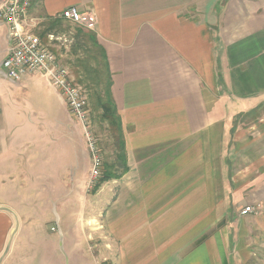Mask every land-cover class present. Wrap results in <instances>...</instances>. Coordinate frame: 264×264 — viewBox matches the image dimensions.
<instances>
[{
  "label": "crops",
  "instance_id": "crops-1",
  "mask_svg": "<svg viewBox=\"0 0 264 264\" xmlns=\"http://www.w3.org/2000/svg\"><path fill=\"white\" fill-rule=\"evenodd\" d=\"M70 7L96 16L128 165L82 216L88 264H264V0H33L31 15ZM11 48L0 18V194L12 197L18 166L51 143H67L63 163L68 147L91 157L46 78L9 79Z\"/></svg>",
  "mask_w": 264,
  "mask_h": 264
},
{
  "label": "rangeland",
  "instance_id": "rangeland-1",
  "mask_svg": "<svg viewBox=\"0 0 264 264\" xmlns=\"http://www.w3.org/2000/svg\"><path fill=\"white\" fill-rule=\"evenodd\" d=\"M64 21L63 32L54 35V40L48 39V44L57 58V63L69 73L75 84L71 64L74 57L70 56L73 37L77 28L86 32L93 31ZM79 87L84 93L85 104L99 141L105 168L106 164H112L115 160L110 129L100 121L98 114L92 111L86 90ZM263 105L264 103L257 107L259 110L257 116L260 118H264ZM251 121L253 120L250 119L248 122ZM84 139L85 148L88 150L87 140ZM61 142L59 144L56 141L51 143L50 148L45 147L41 158H36L31 167L29 164L25 165L26 160L25 164L18 166L17 196L11 197L7 188L0 194L1 208L4 209L0 212L7 214L11 219L3 221L0 239V259L5 257L8 264L9 261L24 264L22 260L24 256H28L26 259L29 264H88L92 260V248L82 233V226H85L82 216L87 217L90 214L89 202L94 190L87 187V182L86 186L84 185L85 175L89 169L91 172V167L88 164L83 165L81 161L76 162L77 151L70 147L67 148L65 162L63 163V159L60 161L58 148H63L67 144ZM37 148L35 145L34 149ZM48 162L52 165L49 173L53 171L56 177L53 175L49 177L45 173L43 165ZM104 172L105 169L103 174ZM7 184L3 183L4 186ZM9 244L10 249L7 255H4Z\"/></svg>",
  "mask_w": 264,
  "mask_h": 264
},
{
  "label": "built area",
  "instance_id": "built-area-1",
  "mask_svg": "<svg viewBox=\"0 0 264 264\" xmlns=\"http://www.w3.org/2000/svg\"><path fill=\"white\" fill-rule=\"evenodd\" d=\"M33 0H0V18L10 31L12 48L3 67L9 79L19 82L26 76L41 75L62 96L72 118L84 129L88 151L91 157V172L88 188H94L102 177L104 159L99 141L91 125L89 111L85 104L83 90L74 84L69 73L57 63L50 45L35 34L42 21L31 15ZM60 18L93 31L96 29L95 15L82 13L76 7L62 12ZM54 40V36H49ZM254 213L252 207L241 211L242 216Z\"/></svg>",
  "mask_w": 264,
  "mask_h": 264
},
{
  "label": "trees",
  "instance_id": "trees-1",
  "mask_svg": "<svg viewBox=\"0 0 264 264\" xmlns=\"http://www.w3.org/2000/svg\"><path fill=\"white\" fill-rule=\"evenodd\" d=\"M64 23V19L59 17L43 19L35 34L47 44L49 36L63 32ZM73 40L70 56L74 57L71 64L75 85L86 90L92 111L110 129L115 148V160L112 164L105 165L103 177L92 192L95 193L104 183L120 178L128 171L126 146L122 122L113 100L112 73L106 52L93 32L77 28Z\"/></svg>",
  "mask_w": 264,
  "mask_h": 264
},
{
  "label": "water",
  "instance_id": "water-1",
  "mask_svg": "<svg viewBox=\"0 0 264 264\" xmlns=\"http://www.w3.org/2000/svg\"><path fill=\"white\" fill-rule=\"evenodd\" d=\"M2 210H4V209H0V211H2ZM9 249H10V244L7 246V248H6V251H5L4 255H7V253H8V251H9ZM0 262H1V261H0Z\"/></svg>",
  "mask_w": 264,
  "mask_h": 264
}]
</instances>
